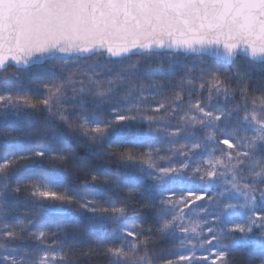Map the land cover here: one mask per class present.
Returning a JSON list of instances; mask_svg holds the SVG:
<instances>
[{
  "label": "snow or ice",
  "instance_id": "obj_1",
  "mask_svg": "<svg viewBox=\"0 0 264 264\" xmlns=\"http://www.w3.org/2000/svg\"><path fill=\"white\" fill-rule=\"evenodd\" d=\"M0 264H264V0H0Z\"/></svg>",
  "mask_w": 264,
  "mask_h": 264
}]
</instances>
